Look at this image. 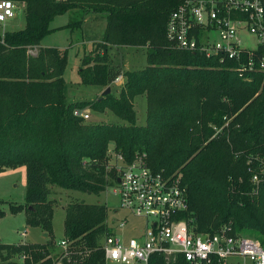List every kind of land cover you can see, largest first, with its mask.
<instances>
[{
    "label": "trees",
    "instance_id": "trees-1",
    "mask_svg": "<svg viewBox=\"0 0 264 264\" xmlns=\"http://www.w3.org/2000/svg\"><path fill=\"white\" fill-rule=\"evenodd\" d=\"M12 1L23 4L24 24L0 34V170L24 166L23 202L10 203L9 210L23 209L25 223L46 237L36 243L0 241V264H54L59 249L50 237V187L102 191L111 175L105 168L109 144L126 161L143 152L152 170L180 175L187 193L180 217L191 232H213L230 222L232 232L264 241V180L253 192L247 169H258L248 158L264 156L262 72L238 73L230 60L170 47L165 22L181 0ZM72 9L104 14L101 37L81 56L77 72L82 84L102 90L120 75L116 95L66 101L65 51L46 46L27 53L50 31L49 20ZM112 46L143 48L145 64L120 70L108 62ZM137 95L145 101L142 125L135 123ZM82 107L108 110L125 124L72 115ZM106 219L105 204L71 200L63 207V238L71 257L80 252L78 264H104L98 244L110 232ZM147 264L168 263L152 254Z\"/></svg>",
    "mask_w": 264,
    "mask_h": 264
},
{
    "label": "built area",
    "instance_id": "built-area-1",
    "mask_svg": "<svg viewBox=\"0 0 264 264\" xmlns=\"http://www.w3.org/2000/svg\"><path fill=\"white\" fill-rule=\"evenodd\" d=\"M15 9V1L0 0V24L14 18ZM211 32L215 39H210ZM244 35L254 38L253 47L243 44ZM164 37L172 48L214 56L219 62L230 60L238 73L264 74V0H181L168 14ZM120 79L118 75L112 82ZM89 111L88 107L74 108L72 115L87 120ZM106 154L105 168L111 173L109 184L119 207L141 218L144 225L136 236L124 239L116 233L112 218L107 217L110 232L98 244L104 264H147L152 254H159L168 264L176 260L182 264H264V241L232 232L230 222L220 224L213 232L194 233L188 229L186 220L180 217L187 209L186 188L180 175L166 176L152 170L143 152L134 153L128 161L111 147ZM252 161L258 163L256 171L247 168L255 192L264 180V156L247 159L248 164ZM124 224L122 218L116 227ZM20 235L24 236L25 231ZM55 246L59 256L54 264L62 259L67 264L80 262V252L75 251L78 256L71 257L73 251L63 237ZM17 258L22 260L25 255Z\"/></svg>",
    "mask_w": 264,
    "mask_h": 264
},
{
    "label": "rangeland",
    "instance_id": "rangeland-1",
    "mask_svg": "<svg viewBox=\"0 0 264 264\" xmlns=\"http://www.w3.org/2000/svg\"><path fill=\"white\" fill-rule=\"evenodd\" d=\"M15 17L0 24V32L3 30H14L23 27L24 12L23 4L15 2ZM105 20L103 13L91 10L81 11L72 9L62 14L54 16L47 23L50 29L41 38L39 45L42 47H55L65 51V67L63 70L64 97L66 101L87 100L92 101L101 94L102 89L96 85H85L79 80L78 69L80 57L88 49L99 41ZM210 39H215L214 32L209 34ZM254 38L249 35L243 36V44L249 47L254 46ZM121 48V49H120ZM37 48H31L28 54H35ZM89 52V51H88ZM87 52V53H88ZM108 62L113 66H118L120 70L137 69L145 64L143 48L110 47L108 48ZM122 78L118 82H112L109 91L116 95ZM133 109L135 112V123L142 125L145 115V101L142 95H137L133 99ZM88 122H107L115 124H125V122L110 111L94 112L89 108ZM111 147V144H109ZM112 158V157H110ZM97 194L81 192L78 190L62 189L51 186L49 198L52 201L51 235L54 250L55 242L63 237V207L71 200L83 201L91 204H105L107 207V217L112 218L111 224L116 228V233L126 239L134 237L141 232L144 222L141 218L134 217L121 209L117 196L112 192L113 186L109 184ZM25 190L24 166L22 164L11 166L0 170V207L3 216L0 218V241L4 243H36L43 242L44 232L37 226H31L24 221V210L15 213L9 210V204H22ZM114 210H117L114 212ZM114 212V213H113ZM125 220L121 228H117L120 219ZM25 231V235L20 233ZM101 239V238H100ZM55 252V251H54ZM53 253V250H52ZM53 255V254H51ZM13 259L19 261L16 257Z\"/></svg>",
    "mask_w": 264,
    "mask_h": 264
},
{
    "label": "water",
    "instance_id": "water-1",
    "mask_svg": "<svg viewBox=\"0 0 264 264\" xmlns=\"http://www.w3.org/2000/svg\"><path fill=\"white\" fill-rule=\"evenodd\" d=\"M109 92V87H105L102 91H101V94L102 95H105ZM42 236L45 238L46 237V233H43Z\"/></svg>",
    "mask_w": 264,
    "mask_h": 264
},
{
    "label": "crops",
    "instance_id": "crops-1",
    "mask_svg": "<svg viewBox=\"0 0 264 264\" xmlns=\"http://www.w3.org/2000/svg\"><path fill=\"white\" fill-rule=\"evenodd\" d=\"M37 47H42V46L38 44L37 46H35V48H37ZM112 48H113V46H112ZM127 48H133V47H127ZM134 48H135V47H134ZM120 49H121V48H120ZM90 50H91V47L88 49V51H90ZM88 51H87V52H88ZM87 52H86V53H87ZM80 58H81V57H80ZM79 61H80V59H79ZM100 90H101V88H99V91H100Z\"/></svg>",
    "mask_w": 264,
    "mask_h": 264
}]
</instances>
